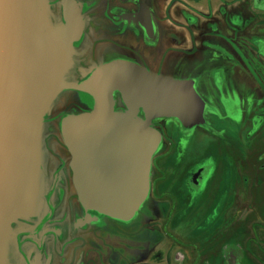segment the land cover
I'll use <instances>...</instances> for the list:
<instances>
[{"label":"flooded vegetation","instance_id":"flooded-vegetation-1","mask_svg":"<svg viewBox=\"0 0 264 264\" xmlns=\"http://www.w3.org/2000/svg\"><path fill=\"white\" fill-rule=\"evenodd\" d=\"M159 2L37 0L41 46L34 66L40 65L50 73L58 88L50 89L45 95L39 113V133L29 143V161L16 164L13 180L17 192L7 197L8 202L0 185V212L4 215L0 222L2 229L12 234V240H7L0 233V264H159V246L164 235H168L171 242L174 239L169 234V226L158 223L153 231L143 228L140 223L144 216L151 217V210H145L142 215L136 213L125 221L86 208L74 184L72 153L63 133L67 118L96 109V94L80 89L95 73L121 61L152 71L142 48L151 55L160 51ZM168 19L179 32L169 35L171 46L166 53L181 56L174 59L171 55L169 59L164 54L162 62L170 60L168 75L175 80L192 81L205 101L203 124L184 126L176 118H156L152 122L161 137L168 135L169 129L171 138L174 126L177 136H189L187 144L182 138L178 144L170 140L166 152L161 154L166 159L180 152L170 200L181 201L185 207L173 218L182 224L201 215L199 233L208 242L215 237L223 238V230L230 226V217L234 234L232 240L228 237L221 240L219 249L211 253L216 264H264V192L248 194L246 205L250 211L246 215L248 219L250 215L255 217V201H263V208L258 212L262 236L253 232L254 237L249 234L248 241L242 245L238 227L241 202L246 195L242 192L244 187L252 191L257 185L264 190V176L246 177L241 172L239 159L240 123L247 114L250 127L246 137L252 174L256 175V169L264 174V146H261L263 151L257 148L264 137V96L260 94L264 86L255 84L250 74L253 72L251 59L264 61L261 54L264 44H252L256 40L264 42V0H170ZM258 25L262 27L257 32ZM238 41H242V47L237 46ZM163 67L161 63L157 74H161ZM244 75H249L251 80L242 81ZM241 85H247L249 97H242ZM251 93L254 96L250 97ZM113 101L115 111L127 109L118 91L113 92ZM171 120L179 124L164 125V121ZM213 121L219 127L214 126ZM230 121L235 124L231 134ZM197 127L213 138L235 144V157L226 176L229 162L225 160L224 151L209 155L211 139L209 142L207 138L199 139L194 133ZM8 139L9 133L0 128V146ZM162 144L152 162L159 178L165 176L157 158ZM241 155L244 157L242 152ZM218 165L222 166V176L215 180ZM27 169L28 183H31L29 193L24 185ZM199 171L204 174L198 175ZM158 182L153 180L152 187H157ZM155 195L160 196L157 192ZM171 248L169 245L167 257H171ZM208 255L210 253L205 251L203 264H210Z\"/></svg>","mask_w":264,"mask_h":264},{"label":"water","instance_id":"water-1","mask_svg":"<svg viewBox=\"0 0 264 264\" xmlns=\"http://www.w3.org/2000/svg\"><path fill=\"white\" fill-rule=\"evenodd\" d=\"M37 5V0H0V128L9 133L0 146V185L6 202L17 192L16 164L29 161V143L39 133L45 95L58 88L50 73L34 66L41 36ZM80 89L92 90L97 104L94 111L71 116L63 124L77 193L86 208L128 221L150 191L152 159L162 139L153 120L203 124L205 101L192 81L162 76L129 61L113 62ZM115 91L125 111H115ZM28 177L27 169V193Z\"/></svg>","mask_w":264,"mask_h":264},{"label":"rangeland","instance_id":"rangeland-1","mask_svg":"<svg viewBox=\"0 0 264 264\" xmlns=\"http://www.w3.org/2000/svg\"><path fill=\"white\" fill-rule=\"evenodd\" d=\"M262 27L261 25L257 26V32H258V28ZM239 42V43H238ZM236 42L237 46L242 47V41H238ZM252 43V42H251ZM253 45H263L264 42L262 41H258L256 40L255 42L252 43ZM264 55V48H263V52L261 53ZM264 57V56H263ZM251 66H252V71L251 74V78L254 81V83L256 84H261L262 86H264V61H259L258 60H252ZM248 77V78H247ZM250 76H241V80L242 81H250L251 80ZM241 94L243 95L242 97H249V93L250 90L248 89L247 85H241ZM262 96H264V89L261 90L260 93ZM254 96V94H250V97ZM257 97V95H256ZM7 115L9 116V112L7 113ZM205 117V115H204ZM173 123L172 125H177V123L179 124V122L171 120V121H164V125H168L167 123ZM214 126L219 127V125L217 124L216 121L211 122ZM235 124L233 122H229V133L231 134L232 131V126ZM250 125L249 122L247 121V114H245L244 118L242 119L241 123H240V132H239V139H240V156L239 159L242 161V168H241V172H243V174L246 177H260V176H264L263 172H260L258 169H256V175L252 174V170H253V166L251 164V157H248V144L249 141L247 140L246 137V133L247 130L249 129ZM164 128V127H163ZM164 130V129H163ZM168 131V135L165 134V137H162L161 142L163 143V147L160 149V155L158 158V160L160 161V167L164 169L165 172V176L160 177L159 173L157 172V170H155L153 168V165H151V172H150V188H151V194L149 195V199L146 200L144 202V204L139 208V210L137 211V214H145V210H151V217L149 216H144L142 222L140 223L143 228H147L149 230H154V226L156 224L159 223V225H165V226H169L168 230H170V233L174 239L171 242V239L168 237V235H164V238L161 237V240L164 239V241H162L163 243L160 244L159 246V250H160V260L158 261L159 264H203V255L205 253V251H208L210 253V256L208 255V259L210 260V264H216V260L211 257V253L214 252L215 250L219 249L220 246V241L221 240H226V238L228 237L229 240H232V235L234 233H232L233 228H234V224L230 219V226L228 228H225L223 230V238L222 237H215L212 239V241L208 242L205 239L201 238L200 235V221L202 216L201 215H197V217H195L192 221H190L189 223H182V224H178L176 222V220L173 218V215L177 214L181 209H183L185 206L181 201H177V203H173L170 200V193H173V186L176 184V175H175V170H177L179 168V162H178V158L180 155H178L180 152H177L173 155V156H168L166 159H164L165 155H161L162 153L166 152L167 150V146L170 143V140L175 141L176 144H178L179 140L182 138L181 141H184V144H187V139L189 140V136L184 134H177V131H175V126H174V130L172 137H168L169 136V129H167ZM176 132V133H174ZM236 132V131H235ZM165 133V132H164ZM196 133L195 135H197V137H199V139H208L209 142V138L211 139V143L209 144L210 148L208 150L209 155L211 154H218L219 152H221V149L224 151L223 153L226 155V162H229V164H227V167L225 168V174L224 176L227 175L226 172L231 171V161L233 160V156L235 157V154L233 153L234 149H235V144L233 145V142L229 143V142H225V141H220L217 138H213L208 132H206V130H204L203 128H199L197 127V130L194 132ZM177 136V137H175ZM183 136V137H182ZM175 137V138H174ZM230 137V136H229ZM168 138V139H167ZM231 138V137H230ZM207 142V144H208ZM180 144V143H179ZM261 144V145H260ZM259 145L257 148H260L261 146H264V137L261 138L260 142H258ZM260 151H263V147H261ZM241 152L244 154V157H242ZM159 154V153H158ZM155 156V154H154ZM153 156V159H154ZM152 159V162H153ZM221 170H222V166H217V175L215 177V180L219 177H221ZM204 174L203 171H199L198 175ZM243 175V176H244ZM159 180L158 184H156L157 187L154 186L155 191L152 192V190L154 189L152 187V182L153 180ZM153 188V189H152ZM245 190L242 191L243 193L245 192L246 195L243 196L244 201L241 202L242 206H241V211L239 213V222H238V227L240 228V244L243 243L242 245H244L245 242L248 241V237L249 234L251 237H254V233L253 232H258L259 233V237L262 236L263 233V227L262 224L260 223L261 219H260V214H258L259 212V208L261 207V209L263 208V201L260 200H256L255 201V213L254 216L250 215L248 217V219L246 218V215H249V210H247V199H248V194L250 193H262L264 192V190L260 189L257 185L253 188L254 190L250 191L248 190L247 186L244 187ZM155 192L159 193L160 196H158L156 198ZM153 194V195H152ZM212 196H210L211 198ZM257 199V198H256ZM253 203V202H252ZM260 204V205H259ZM207 207L210 208V203L207 204ZM168 214V215H166ZM166 215V216H165ZM167 216H169V220L166 218ZM158 220V222L155 221ZM250 221V222H249ZM236 229V228H235ZM163 238V239H162ZM231 242V241H230ZM259 244V243H258ZM169 245H172L171 248V253L170 256L171 257H167V253L169 252ZM231 252V251H230ZM257 252L259 253V250H257ZM256 253L257 256H259V254ZM174 256V257H173ZM202 257V259L199 260V258Z\"/></svg>","mask_w":264,"mask_h":264},{"label":"crops","instance_id":"crops-1","mask_svg":"<svg viewBox=\"0 0 264 264\" xmlns=\"http://www.w3.org/2000/svg\"><path fill=\"white\" fill-rule=\"evenodd\" d=\"M169 4H170V0H160V2L158 3L159 16L161 20L160 27H161V32H162L160 51L158 52V54L151 55L150 53L147 52L145 48L141 47L143 52L145 53V57L147 58L148 63L151 65L152 72L158 73L159 66L161 65V63H163L164 67L162 68L163 70H161L160 75L167 76V77H171V75H168V72H167L168 71L167 66L169 65L170 60H166L162 62L163 55L167 54L168 58L169 56L174 55L175 56L174 59L176 57L181 56L180 54H171L170 52L166 53L168 48L171 46V40H170L169 35L171 33L179 32V29L174 27L168 19ZM224 31L226 32V30ZM136 47L140 48L139 46H136Z\"/></svg>","mask_w":264,"mask_h":264},{"label":"bare ground","instance_id":"bare-ground-1","mask_svg":"<svg viewBox=\"0 0 264 264\" xmlns=\"http://www.w3.org/2000/svg\"><path fill=\"white\" fill-rule=\"evenodd\" d=\"M40 46H41V40H40ZM20 97H21V94L18 96V99H17V103H19V101H20ZM4 215L3 214H1V212H0V221L2 220V217H3ZM2 223L0 222V233L2 232L3 233V237H4V239H7V240H12V234L11 233H9V232H7L6 230H3L2 229Z\"/></svg>","mask_w":264,"mask_h":264}]
</instances>
